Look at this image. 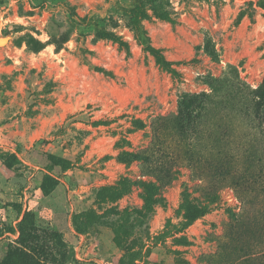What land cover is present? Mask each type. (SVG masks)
I'll use <instances>...</instances> for the list:
<instances>
[{
    "label": "rangeland",
    "instance_id": "obj_1",
    "mask_svg": "<svg viewBox=\"0 0 264 264\" xmlns=\"http://www.w3.org/2000/svg\"><path fill=\"white\" fill-rule=\"evenodd\" d=\"M259 1L148 7L149 43L177 79L137 41L134 0H0V264H208L243 187L206 158L176 159L167 117L228 65L252 87L264 79ZM216 114L202 122L211 141L242 154L250 122Z\"/></svg>",
    "mask_w": 264,
    "mask_h": 264
},
{
    "label": "trees",
    "instance_id": "obj_2",
    "mask_svg": "<svg viewBox=\"0 0 264 264\" xmlns=\"http://www.w3.org/2000/svg\"><path fill=\"white\" fill-rule=\"evenodd\" d=\"M156 1L134 0L129 9V21L143 49L162 70L178 79L181 76L175 66L178 63L167 60L161 49L149 43L142 24L148 7ZM258 5L263 8L264 1L260 0ZM153 13L172 21L164 10H153ZM99 37L126 47V43L111 31L101 30ZM224 111L249 121L253 129L252 139L242 154H234L223 147L220 138L218 142L211 141V130L208 132L205 125L202 126L208 114ZM167 120L178 124L173 137L180 149L176 159L195 157L194 160L200 161L206 158L209 168H219L220 175L231 186L243 187L240 195L243 207L226 224L218 249L207 258L208 264H264V186H258L264 175L260 164L255 162L264 156V79L252 87L240 78L235 66L228 65L226 73L210 81L208 91L181 95L177 113ZM204 213V208L188 207L186 210L187 218H197Z\"/></svg>",
    "mask_w": 264,
    "mask_h": 264
},
{
    "label": "water",
    "instance_id": "obj_3",
    "mask_svg": "<svg viewBox=\"0 0 264 264\" xmlns=\"http://www.w3.org/2000/svg\"><path fill=\"white\" fill-rule=\"evenodd\" d=\"M5 41V38L4 37H1L0 38V44L2 43V42H4Z\"/></svg>",
    "mask_w": 264,
    "mask_h": 264
}]
</instances>
